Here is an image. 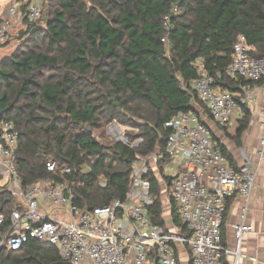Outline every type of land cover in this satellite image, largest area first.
I'll list each match as a JSON object with an SVG mask.
<instances>
[{
	"label": "trees",
	"instance_id": "1",
	"mask_svg": "<svg viewBox=\"0 0 264 264\" xmlns=\"http://www.w3.org/2000/svg\"><path fill=\"white\" fill-rule=\"evenodd\" d=\"M175 6L180 12L171 16L167 46L166 18ZM24 22L26 43L0 64L1 121L14 123L20 134L16 165L22 186L43 179L66 183L83 209L126 198L137 157L165 150L171 134L166 124L177 114L194 112L195 105L208 114L192 88L198 60L215 86L230 92L264 83L225 75L241 37L251 56L264 58V0H50L44 28ZM242 115L237 140L250 125L248 106ZM112 122L131 127L125 136L143 144L134 149L108 138L102 128ZM50 162L58 172L48 170ZM150 182V214L162 225L160 180L152 175ZM18 205L0 190L6 216L0 242ZM173 214L179 224L174 208ZM0 264L66 263L54 246L30 240L17 252L0 246Z\"/></svg>",
	"mask_w": 264,
	"mask_h": 264
},
{
	"label": "built area",
	"instance_id": "2",
	"mask_svg": "<svg viewBox=\"0 0 264 264\" xmlns=\"http://www.w3.org/2000/svg\"><path fill=\"white\" fill-rule=\"evenodd\" d=\"M45 3L46 0H15L0 24V45L8 41L17 25L24 21L38 23ZM179 12L175 6L166 18L167 34L163 42L167 46L171 16ZM251 49L241 37L234 47L232 63L225 70L226 76L249 83L264 79V58L251 56ZM194 67L199 77L192 88L218 127H229L236 114L242 113V107L254 105L252 85L230 92L215 86V79L202 60ZM166 127L171 134L165 150L137 157L124 200L114 199L104 207L83 209L74 204L75 195L66 183L43 179L33 186H22L16 165L20 134L14 123L1 121L0 113V188L20 203L11 212V227L0 246L17 252L30 240H37L57 248L66 264H182L185 257L190 264H224V257L232 254L224 246L222 233L228 202L252 195L256 172L246 165L231 164L197 111L177 114ZM261 128L258 157L263 161L264 116ZM125 130L107 129V132L115 142L138 149L143 139L130 143ZM47 167L50 172L59 171L56 163L50 162ZM62 170L71 172L67 167ZM173 170L177 173L170 176ZM152 175L160 180L161 191L168 201L169 218L165 220L163 215L162 225L156 224L150 214L154 204ZM100 184L106 188L104 177ZM53 210L55 216L48 213ZM244 215V222L234 228L238 241L234 264H240L243 238L254 231ZM5 221V214L0 211V227Z\"/></svg>",
	"mask_w": 264,
	"mask_h": 264
},
{
	"label": "crops",
	"instance_id": "3",
	"mask_svg": "<svg viewBox=\"0 0 264 264\" xmlns=\"http://www.w3.org/2000/svg\"><path fill=\"white\" fill-rule=\"evenodd\" d=\"M255 93V103L250 106L252 118L248 129L239 140L236 135L242 113H237L231 125L220 128L215 125L206 110L200 105H195L202 120L209 126L215 141L225 148L236 167L248 166L256 172L255 187L248 198L236 197L228 202L225 225L223 227L224 246L232 254L224 257V264H234L237 260L238 241L234 228L245 222L254 229L252 234L246 235L241 243L240 264H264V160L258 157L260 141L262 138L261 121L264 116V83L252 85ZM165 220H167L164 217ZM182 264H190L188 258H183Z\"/></svg>",
	"mask_w": 264,
	"mask_h": 264
},
{
	"label": "rangeland",
	"instance_id": "4",
	"mask_svg": "<svg viewBox=\"0 0 264 264\" xmlns=\"http://www.w3.org/2000/svg\"><path fill=\"white\" fill-rule=\"evenodd\" d=\"M14 1L15 0H0V18L1 19L7 17V12L9 8L12 6V4L14 3ZM49 5H50V0H47L44 15L37 23L38 27L44 28L46 26V21L49 17ZM28 28H29V24L27 22H23L22 24L17 25L15 29L13 30V32L10 34L8 41L5 44L0 45V64L3 60L10 58L14 53H16L23 46L24 43H26V40L28 39L26 35ZM102 129H126L125 132L134 131L131 127L121 125L118 122H112L110 124H105ZM106 136L110 138L111 140H113L112 137L108 135L107 131H106ZM169 173H170V176H175L177 172L173 170V171H170ZM0 190L2 189L0 188ZM161 193H162V200H163V206H164V216L166 219H168L169 218L168 201L166 200V195L164 191H161ZM17 203L20 204L18 200H17ZM44 211L47 212V210H44ZM48 213H51V215L55 216L56 211L53 210V211H49Z\"/></svg>",
	"mask_w": 264,
	"mask_h": 264
}]
</instances>
